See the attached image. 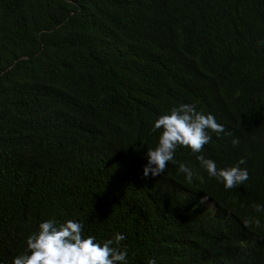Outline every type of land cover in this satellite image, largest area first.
I'll use <instances>...</instances> for the list:
<instances>
[{
    "label": "trees",
    "instance_id": "trees-1",
    "mask_svg": "<svg viewBox=\"0 0 264 264\" xmlns=\"http://www.w3.org/2000/svg\"><path fill=\"white\" fill-rule=\"evenodd\" d=\"M181 103L224 132L146 177ZM49 219L123 234L128 264H264V0H0V264Z\"/></svg>",
    "mask_w": 264,
    "mask_h": 264
},
{
    "label": "clouds",
    "instance_id": "clouds-1",
    "mask_svg": "<svg viewBox=\"0 0 264 264\" xmlns=\"http://www.w3.org/2000/svg\"><path fill=\"white\" fill-rule=\"evenodd\" d=\"M162 130L155 148H148L147 163L143 174L161 176L169 162L175 163V151L178 146L190 148L193 153H200L211 141L210 132L218 136L224 132L212 114L198 111L195 104L181 103L156 119L153 131ZM238 145V139L232 141ZM200 162L210 177H216L224 183L226 189L244 184L249 179L247 169L240 165L246 160L241 158L233 167L218 169L212 159L198 155ZM178 170L191 181L193 170L179 163ZM257 211L261 206H255ZM83 224L75 220L58 222L49 219L39 224V230L27 237V248L14 258L13 264H128L127 248L122 245L125 236L117 233L111 239L97 241L94 236H85ZM148 264H156L149 259Z\"/></svg>",
    "mask_w": 264,
    "mask_h": 264
}]
</instances>
